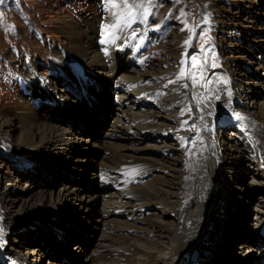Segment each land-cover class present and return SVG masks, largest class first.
Masks as SVG:
<instances>
[{"label":"rangeland","instance_id":"374dc122","mask_svg":"<svg viewBox=\"0 0 264 264\" xmlns=\"http://www.w3.org/2000/svg\"><path fill=\"white\" fill-rule=\"evenodd\" d=\"M90 20L99 24L96 34L102 37L88 46L89 52L103 44L106 22L115 21L122 27L128 39L118 66L120 74L141 70L136 61L141 59L144 70L165 76L154 81L158 86L182 66L185 53L192 51L209 75L218 73L226 83H243L250 93L248 101L264 106V0H127V4L123 0H0V133L3 123H9L0 137L11 146L10 150L0 147L1 202L10 206L8 211L0 208V228H5L0 234V264H12L10 255L26 264H99L96 251L102 250V236L110 234L114 226L118 230L112 233L122 235L128 232L126 222H134L123 214L116 216L117 220L108 214L117 208L122 187L102 180L105 169L113 166L106 158L107 150L123 154L130 163L182 168L184 153L176 132L162 141L122 134L115 137V121L124 119L120 113L126 108L111 92L113 85L100 84L94 90L89 81L80 86L74 83L68 66L77 70L82 63H73V43L62 24L70 21L84 25ZM121 87L124 91L125 85ZM239 93L236 90L233 99ZM61 99L70 104L68 114L57 110V101L53 102ZM245 102L247 99L233 100L237 110L244 109ZM23 109L33 110V117L40 121L68 130L73 145L60 154L53 153V158L43 164L24 160L16 153L23 137L18 115ZM240 134V125L231 112L218 110L216 153L233 162L224 165L229 203L218 229H214L216 237L224 239L217 251L218 264L223 254L232 256L228 264H241L250 255L243 256L246 247L235 245L254 237V208L263 191L251 184L253 161L239 157L249 153L241 144ZM242 146L244 150H240ZM124 188L128 189L127 185ZM69 191L78 198L76 207L80 209L71 204L72 210L63 209L55 223L31 221L26 225L40 201L48 206ZM129 192L140 194V186H133ZM122 208L131 210L125 204ZM168 209L170 214L150 207L147 215L159 217L173 228L176 208ZM15 215L19 216L16 221L12 218ZM135 225L148 226L145 222ZM3 250H9V255ZM183 256L192 264L205 260L195 251ZM259 258L256 252L247 261L257 264Z\"/></svg>","mask_w":264,"mask_h":264},{"label":"bare ground","instance_id":"6f19581e","mask_svg":"<svg viewBox=\"0 0 264 264\" xmlns=\"http://www.w3.org/2000/svg\"><path fill=\"white\" fill-rule=\"evenodd\" d=\"M143 18H146L145 13ZM96 23L90 20L84 25L70 21L62 24L67 28L65 33L73 43L70 48L73 63H82L77 70L73 65L68 66L74 76V83L80 86L89 81L94 90L98 89L100 84L113 85L111 92L126 108L120 113L124 119L115 121V137H151L162 141L164 137L176 132L184 153L180 161L182 168L176 170L166 165L161 168L146 163H130L123 154L114 150L106 151V158L113 166L105 169L102 180L109 185L122 187L117 208L108 214L115 220L123 214L128 220L134 218V222H126L128 232L122 235L112 233L118 230L114 226L110 234L102 236L99 243L102 250L96 251L99 264H192L190 260H185L183 255L194 251L199 254V258L205 257V260L198 264H218L217 251L219 243L224 242V239L217 238L214 229H218L229 203L226 199L227 186L223 182L224 165L233 163L227 162L225 156L216 153L219 139L214 136V128L218 110L230 111L234 121L240 125L239 138L241 144L249 149V153L245 156L240 154L239 157L253 161L251 184L259 185L263 190L254 208V237L247 238L244 243L235 246L246 247L243 256L250 253L241 264H247V260L256 252L261 255V259H257L256 263L264 264V106L259 107L254 101H248L250 93L243 83H226L220 79L221 75L218 73L209 75L205 64L192 51L185 53L186 58L182 66L158 86H155V83L165 76L144 70V62L141 59L136 60L142 66L141 70L134 68L132 73L120 74L118 66L125 56L124 46L128 38L119 23L108 21L103 25V44H97V48L89 52L88 46H91L92 42L97 43L96 38L102 37L96 34L100 27ZM117 24L118 26H115ZM183 29L184 27L181 30ZM62 66L66 68V65ZM181 69L186 75L177 79ZM98 73L101 75L98 76ZM92 75L98 77L91 78ZM122 84L125 85L124 91H120ZM238 89L239 96L234 99H247L244 103L246 107L241 110H237L233 104V97ZM87 91L85 88L86 94ZM138 96H141L140 99L136 98ZM54 101H57V110L68 114L70 104L67 101ZM145 104L148 105L145 107ZM147 107L151 110H147ZM18 115L22 121L23 137L16 153L24 160L43 164L47 159L53 158V153L60 154L62 150H67L73 145L68 130L40 121L33 117V110L23 109ZM8 124L3 123L2 133L6 132L5 127ZM191 140L192 142H189ZM5 144L7 142L0 137V147L10 150L11 146ZM243 146L239 147L240 150H244ZM152 180L154 184H149ZM126 185L128 189L124 188ZM133 186H140L141 193L137 195L129 192ZM3 194L4 191L0 190V208L8 211L10 206H4L1 202ZM77 201L78 198L72 191L60 195L58 201L51 202L48 206L40 201L34 212L28 214L26 225L31 221L55 223L57 215L68 207L72 210L71 204L76 207ZM124 204L131 207V210L123 209ZM170 206L176 208V222L173 228H168L163 219L147 215L150 207L162 209L165 214H170ZM12 218L16 221L19 216ZM137 222H145L148 226L135 225ZM0 230L2 235L5 228ZM5 250L2 253L7 255L9 250ZM10 257L12 264H26L16 261L11 255ZM220 257V264H228L227 261L232 259V256L228 257L226 254Z\"/></svg>","mask_w":264,"mask_h":264},{"label":"snow or ice","instance_id":"6c2138e0","mask_svg":"<svg viewBox=\"0 0 264 264\" xmlns=\"http://www.w3.org/2000/svg\"><path fill=\"white\" fill-rule=\"evenodd\" d=\"M123 2H124L125 4H127V0H123ZM115 26H118V24L115 25ZM185 43L187 44L188 41H185ZM185 75H186V73L184 72L183 69H181V72H180L179 75L177 76V79H182V78H184ZM170 83H174V82H173V81H170ZM185 87H187V85H185ZM181 114H183V113H181ZM185 123H186V122H185ZM0 231H2V230H0Z\"/></svg>","mask_w":264,"mask_h":264}]
</instances>
